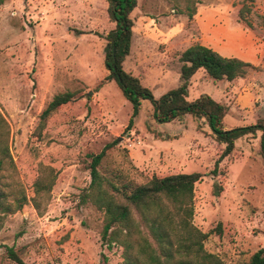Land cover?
I'll list each match as a JSON object with an SVG mask.
<instances>
[{
    "label": "rangeland",
    "instance_id": "1",
    "mask_svg": "<svg viewBox=\"0 0 264 264\" xmlns=\"http://www.w3.org/2000/svg\"><path fill=\"white\" fill-rule=\"evenodd\" d=\"M244 4L251 6L240 19ZM106 0H0V111L11 126L10 149L25 194L19 211L5 217L0 264H124V248L102 237L105 213L92 198L82 202L91 181L87 157L117 140L100 170L118 186L143 184L153 176L202 172L195 186L194 223L211 232L208 251L226 264H245L264 245V155L261 131L239 138L211 170L224 149L192 114L160 123L150 100L127 128L132 104L115 80H105V35L115 27ZM192 12V14H191ZM264 0H138L131 53L124 68L155 97L180 83L179 53L202 43L256 67L233 81H214L200 71L188 99L213 92L228 106L225 128L256 123L264 116ZM72 91L40 130V114L53 96ZM195 121V122H194ZM197 124H200L198 127ZM41 165L57 176L50 196H38ZM215 184L222 186L219 196Z\"/></svg>",
    "mask_w": 264,
    "mask_h": 264
},
{
    "label": "trees",
    "instance_id": "2",
    "mask_svg": "<svg viewBox=\"0 0 264 264\" xmlns=\"http://www.w3.org/2000/svg\"><path fill=\"white\" fill-rule=\"evenodd\" d=\"M106 1L109 19L115 23V27L104 36L105 66L110 71L104 79L115 80L132 104L127 128L133 127L135 118L140 114L142 100L148 99L154 107V117L160 123L171 122L188 113L197 122L205 119L215 140L225 145L211 170L214 176L219 174L223 159L234 151L236 141L245 135H256L261 131L260 148L264 155V116L254 124L225 129L224 118L229 112L227 105L206 93L195 100L188 99L191 79L200 69L214 81H233L255 68L253 63L194 43L179 54V85L157 98L139 77L124 68V62L131 52L135 26L132 13L138 0ZM250 11L249 4H244L239 10L240 19L249 26L247 13ZM75 99L72 91L55 94L40 114V130L61 105ZM197 125L200 127V124ZM10 134V123L0 111V231L5 217L22 209L26 202L25 194L13 198V194H19V191H15L19 182L16 179L17 165L9 144ZM116 143L117 140L108 142L99 153L87 155L90 158L86 163L91 181L81 201L92 198L97 207L104 211L102 237L109 246L112 243L123 246L124 264H226L218 254L205 247L211 232L203 231L194 223L195 186L204 174L195 171L163 177L155 175L146 183H125L120 187L100 170L102 160ZM56 176L54 168L41 165L33 199L37 209L38 196L42 193L50 196ZM214 187L213 194L219 196L222 186L215 184ZM8 253L18 264H27L12 247H8ZM245 264H264V245Z\"/></svg>",
    "mask_w": 264,
    "mask_h": 264
},
{
    "label": "crops",
    "instance_id": "3",
    "mask_svg": "<svg viewBox=\"0 0 264 264\" xmlns=\"http://www.w3.org/2000/svg\"><path fill=\"white\" fill-rule=\"evenodd\" d=\"M202 44V43H201ZM185 50V49H184ZM183 50V51H184ZM131 53V52H130ZM181 53V52H180ZM179 53V54H180ZM200 71H202V73L204 74V75H206L209 79H211V80H213L212 78H210L206 73H205V71L203 70V69H200L193 77H192V79H191V81L192 82H194V79H195V77H196V75L200 72ZM179 78H180V75H179ZM204 93H206V94H209V95H211L212 97L213 96H215L214 94H213V92H210V91H207V92H203L202 94H204ZM201 96V95H200ZM199 96V97H200ZM158 98V97H157ZM198 98V97H197ZM214 98V97H213ZM216 98V97H215ZM196 99V98H195ZM195 99H192V100H195ZM216 100H218V99H216ZM219 101V100H218ZM187 116H186V119L188 118V116H189V114H186ZM180 119V118H179ZM195 119V118H194ZM174 121V120H173ZM195 121H197V120H195ZM194 121V122H195ZM225 121H226V116H225V118H224V123H225ZM172 122V121H171ZM168 123H170V122H168ZM235 127V126H234ZM225 128V127H224ZM232 128V127H231ZM225 129H229V128H225ZM237 142V141H236Z\"/></svg>",
    "mask_w": 264,
    "mask_h": 264
}]
</instances>
